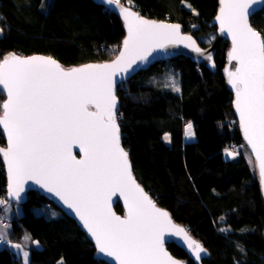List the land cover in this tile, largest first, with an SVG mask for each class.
<instances>
[{
	"label": "trees",
	"instance_id": "16d2710c",
	"mask_svg": "<svg viewBox=\"0 0 264 264\" xmlns=\"http://www.w3.org/2000/svg\"><path fill=\"white\" fill-rule=\"evenodd\" d=\"M218 1L120 3L144 17L180 24L183 32L205 46L215 39L211 20ZM250 22L264 38V7ZM0 29V61L9 51L42 53L66 66L113 58L125 34L117 14L93 0H0ZM202 35L210 42H202ZM115 46L113 55L108 48ZM229 48L227 40L217 46L213 69L208 60L195 62L180 55L139 70L117 87V116L136 180L202 243L208 253L202 264H264V198L256 172L239 148L236 157L225 155L232 145L245 144L225 75ZM170 66L179 73V93L167 90L162 81ZM187 124L190 140L184 135ZM4 144L0 130V146ZM26 196L23 214L5 220L11 224L8 240L29 250V264H58L60 259L64 264H109L94 258L95 247L73 218L36 190ZM0 198L8 199L1 156ZM116 203L115 210L122 213ZM167 247L176 258L194 264L175 243L168 242ZM0 264L23 261L5 246L0 248Z\"/></svg>",
	"mask_w": 264,
	"mask_h": 264
},
{
	"label": "snow or ice",
	"instance_id": "6c2138e0",
	"mask_svg": "<svg viewBox=\"0 0 264 264\" xmlns=\"http://www.w3.org/2000/svg\"><path fill=\"white\" fill-rule=\"evenodd\" d=\"M104 3L118 6L120 0ZM220 3L223 7L216 19L221 31L227 28L232 36L230 58L239 63L228 73L236 93L234 104L245 137L259 159L264 152V38L247 21L250 9L264 0ZM121 14L128 36L124 51L111 64L65 70L51 57L20 58L14 54L0 61V91L6 90L7 95L0 105V125L9 141L0 153L6 157L13 178L9 194L19 200L24 191L21 182L35 180L75 210L100 253L119 264H178L164 251L162 237L169 227L176 232L184 229L171 225L169 214L158 208L132 178L128 153L120 144L114 92L117 81L113 77L122 63L125 66L121 70L127 72L137 58L145 60L143 52L153 42L162 46L164 41L191 37H180L179 25L157 24L127 8L121 9ZM172 87L179 91L175 81ZM73 143L79 144L83 159H76L69 151ZM260 174L264 177V159ZM116 189L126 194L128 212L123 219L108 207V196ZM4 203L0 199V204ZM24 238L31 239L27 234ZM14 247L20 249L21 245ZM195 247L200 259L207 250L199 243ZM28 256L23 252L25 264H29Z\"/></svg>",
	"mask_w": 264,
	"mask_h": 264
},
{
	"label": "water",
	"instance_id": "95a60500",
	"mask_svg": "<svg viewBox=\"0 0 264 264\" xmlns=\"http://www.w3.org/2000/svg\"><path fill=\"white\" fill-rule=\"evenodd\" d=\"M96 4L98 5H103L106 9H109L110 11L114 12L117 14V16L122 20L123 23V30H125V34L124 37L122 38L120 47L118 49L117 54L108 60L105 61H94V62H85L83 64L80 65H73V66H66L61 64L57 59H55L53 56H49V55H45V54H37V53H32L29 55H21V54H16L12 51L7 52L1 61H3L4 57L9 56V54H14L17 57L20 58H27V57H42V58H48L51 57L52 59L56 60L62 68H64L65 70L71 69V68H80L84 65H102L105 63L111 64L112 62H114L115 60L118 59V57L120 56V53L124 51V45L123 42L124 40L127 38L128 36V30H127V24L125 19L123 18L122 14H121V9L123 8H127L129 11L135 12L137 13L139 16H141L142 18L148 20V21H154L157 24H166V25H179L176 22H172V21H166V20H162V19H154V18H149V17H144L142 15L139 14V12L132 8L131 6L127 5V4H122L120 3L118 6H109L106 3H104V0H93ZM218 9L215 13L214 18L211 20V23L214 24L216 26L215 29V39L212 41V43L205 45V46H200L196 40L195 37H193L191 34L185 33L182 31V28L179 27V31H178V35L180 37H191V39H177L174 40L172 42H168V41H164L162 46L161 44L155 43L153 42L148 48L147 51L143 52V54L147 57L145 60H140V59H136L135 63L132 65V69H134V71L132 69H129L127 72L122 71L121 69L125 66L123 63L121 64V66L119 68L116 69V75L113 77V79L115 81H117V84L114 88V92L116 95L117 92V87L119 86V83L127 80V78L135 75L136 73H138L139 70H145L148 68V66H150L151 64L157 63L161 60L163 61H168L173 57L176 56H186L189 57L190 59H192L195 62H202V60H208V66L213 69L214 68V63H213V55L217 49V46L223 42V40H227L229 42V50L227 52V64L225 66V75H226V79L228 82V86L230 87V89L232 90L233 93V102H232V108L235 114V118H236V122H238L239 125V132H241L242 135V140L243 143H245L247 151L249 153H251L254 162L256 164V175L258 178V182L260 185V189H261V195L264 198V177L261 176L260 174V165H261V159H264V152L260 153V157L258 159L257 157V153L253 150V146L251 144L248 143L247 138L245 137V133L244 130L241 127V117L239 112L236 110V106L234 104V101L236 99V93H235V89L232 87V85L229 83V75L228 73L231 71H234L236 67L239 66L238 61L236 60H232L230 58V53L234 47L233 44V38L232 36L229 34V32L227 31V28H225V31H221V26H220V22L216 19V17L218 15H220V9L223 7V5L220 3V0L218 1ZM262 7H264V3H258L256 5H254L250 11H251V15L248 16V24L257 31L256 28L253 27V25L250 22L251 17L254 15V12L260 10ZM262 37V35H261ZM199 48L200 52H197L195 49ZM209 56L211 57V59H209ZM127 59V57H126ZM233 64V67L230 68V65ZM0 89H2V86H0ZM2 92L4 93V101L7 99V95H6V90H2ZM117 97V107H116V114H117V109H118V96ZM4 101L2 102V104L4 103ZM90 110L91 106H90ZM3 114V109L1 107V112L0 115ZM117 123L118 122V116H117ZM0 130L3 134V138H4V145H1L0 148H7L8 147V138H7V132L4 129L3 125H0ZM120 144L121 147L127 152V150L123 147L122 145V138H121V129H120ZM69 151L72 153V155L76 156V159H83V152L80 149V146L78 143H73L69 146ZM128 153V152H127ZM1 159H2V163L4 165V171H5V175H6V197H8V200L12 203H17L19 205H22L23 203H25L26 199H27V192L29 190H36L38 191L39 194L43 195L45 198L49 199L55 206H58L62 212L66 215V216H70L71 218L74 219V221L76 222L77 226H79L81 228V230L84 232L85 236L92 242L93 247H95V251H94V258L99 259V260H105L106 262H108L109 264H119L118 260H115L113 257H108L102 253H100L97 249V245L95 242V238L88 232V230L84 227V222L79 218V216H77L76 212L74 209H70L68 208V206L58 197L55 195L54 192H48L46 188H42L39 184H37L35 182V180H29V179H25L23 180L22 183V187L24 188V191H22L20 193V199L17 200L16 197L10 195V189L9 186L10 184L13 183V178L9 173L8 170V163H7V159L4 156L3 153H0ZM128 161L130 163L131 166V174H132V178L134 179L135 183L138 184L140 186L141 189H143V191L149 196V198L156 204V206L160 209H163L164 211H166L169 214V218L171 221V225L179 227V228H183L184 232H176L174 227H169L167 229H165L164 234H163V248L164 251L168 254V256L172 257V259L176 260L178 262V264H186V262L182 259H178L176 258L173 254L170 253L168 247H167V243L168 242H173L175 243L177 246H179L184 252L185 254H187L188 258H190L194 264H202V259L205 258L206 256H208V253L206 251V253H201V258L197 259L196 256V252L197 249L195 247L196 243H199L202 247V243L198 242L197 240H195L193 238V236L190 234V232H187L186 228L180 224L179 222H175L170 214V212L166 209L161 207L157 201H155L151 195L149 194L148 191H146V189L139 183L138 180H136L135 175L133 173L132 170V162L128 157ZM116 202L120 203L122 206V213H118L115 210V205L117 204ZM108 207L110 209L111 212L115 213L116 216L121 217L122 219L126 217V214L128 212V204L126 202V194H121L119 189H116L114 191H111L109 196H108ZM191 245V246H190ZM204 248V247H203Z\"/></svg>",
	"mask_w": 264,
	"mask_h": 264
},
{
	"label": "rangeland",
	"instance_id": "374dc122",
	"mask_svg": "<svg viewBox=\"0 0 264 264\" xmlns=\"http://www.w3.org/2000/svg\"><path fill=\"white\" fill-rule=\"evenodd\" d=\"M128 3V1H127ZM214 36V34H213ZM202 37V42L204 43H209L210 41L205 37V36H201ZM118 47L115 46V47H111V48H108V51L111 53V54H115L116 51H117ZM111 55V56H113ZM233 67V64L230 65V68ZM164 82V86L167 90H172L173 92H177L179 93V91H175L173 90V87H172V82L175 81L176 85L178 86L179 90H180V81H179V73L174 70L171 66L170 67H167L165 69V74H164V77H163V80ZM3 96V99H4V93L2 91H0V97ZM4 101V100H3ZM1 111V109H0ZM188 125L187 124L185 126V129H184V135H185V139H188V138H192L193 135H192V130L191 128H188ZM164 140L168 143L170 141V136H168V134H164ZM243 152V154H245V157L248 161V164L251 165V167L253 168V170L256 172V164L254 162V159L251 155V153H249L247 151V148H246V145L244 144L243 146L241 147H235L234 145H232V147L230 149H228V151H226V154L227 157H230V158H234L237 156V150ZM4 201H6V203L4 204H0V208H1V211H0V219H6L8 221H11L13 219V217L15 216H20L23 214V210H22V207L21 205L17 204V203H12L10 202L8 199L6 198H0ZM45 208H41L39 209L40 211L43 210L44 211ZM38 210V209H37ZM50 212V211H49ZM10 226L11 224L10 223H4L1 221L0 222V236H3L4 239H3V242H0V248L2 247H5V246H8V247H11L17 254L21 255V259L23 261V264H25V261H24V257H23V252L27 251L29 253V250H26L24 248V246H22L21 244V248L20 249H17L14 247V245L18 244V243H13L12 241L8 240V231L11 230L10 229ZM5 241V242H4ZM36 247H38L39 245L38 244H35ZM61 262H63L64 264V261L63 259H60V261L58 262V264H61Z\"/></svg>",
	"mask_w": 264,
	"mask_h": 264
},
{
	"label": "built area",
	"instance_id": "2783aa9c",
	"mask_svg": "<svg viewBox=\"0 0 264 264\" xmlns=\"http://www.w3.org/2000/svg\"><path fill=\"white\" fill-rule=\"evenodd\" d=\"M1 221H2V222H4V221H5V219H4V220H3V219H0V222H1ZM0 242H3V240H0Z\"/></svg>",
	"mask_w": 264,
	"mask_h": 264
},
{
	"label": "crops",
	"instance_id": "0c3cea01",
	"mask_svg": "<svg viewBox=\"0 0 264 264\" xmlns=\"http://www.w3.org/2000/svg\"><path fill=\"white\" fill-rule=\"evenodd\" d=\"M190 139H191V138H190ZM190 139L188 138L187 140H190ZM4 223H7L6 220L3 222V224H4ZM0 231H1V230H0ZM8 232H9V231H8ZM4 242H5V241H4ZM15 253H16V252H15Z\"/></svg>",
	"mask_w": 264,
	"mask_h": 264
}]
</instances>
